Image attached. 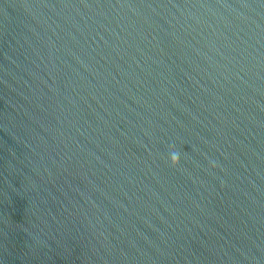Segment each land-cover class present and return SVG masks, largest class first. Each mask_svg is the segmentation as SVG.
Wrapping results in <instances>:
<instances>
[{"label": "water", "instance_id": "obj_1", "mask_svg": "<svg viewBox=\"0 0 264 264\" xmlns=\"http://www.w3.org/2000/svg\"><path fill=\"white\" fill-rule=\"evenodd\" d=\"M0 264H264V0H0Z\"/></svg>", "mask_w": 264, "mask_h": 264}, {"label": "clouds", "instance_id": "obj_2", "mask_svg": "<svg viewBox=\"0 0 264 264\" xmlns=\"http://www.w3.org/2000/svg\"><path fill=\"white\" fill-rule=\"evenodd\" d=\"M170 159L173 165H178L180 163V155L178 153H172Z\"/></svg>", "mask_w": 264, "mask_h": 264}]
</instances>
